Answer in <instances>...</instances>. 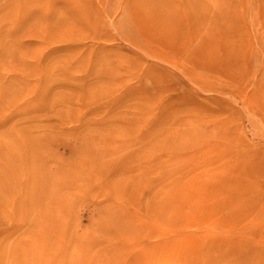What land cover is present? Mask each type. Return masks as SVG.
I'll list each match as a JSON object with an SVG mask.
<instances>
[{"label":"rangeland","instance_id":"374dc122","mask_svg":"<svg viewBox=\"0 0 264 264\" xmlns=\"http://www.w3.org/2000/svg\"><path fill=\"white\" fill-rule=\"evenodd\" d=\"M157 202L195 212L165 264L226 203L264 264V0H0V264H95Z\"/></svg>","mask_w":264,"mask_h":264},{"label":"bare ground","instance_id":"6f19581e","mask_svg":"<svg viewBox=\"0 0 264 264\" xmlns=\"http://www.w3.org/2000/svg\"><path fill=\"white\" fill-rule=\"evenodd\" d=\"M158 202L157 204L148 203L147 208H144V216H141L143 218L132 215L127 209L128 204H113L109 210L112 215L107 213V217L104 216L106 221L101 219L105 222L104 239L100 237L104 243L103 246L97 244V247L100 246L102 249L95 264H165L164 260L167 261L172 254L171 250L177 244L174 236L177 230L174 220L194 216L195 212H190L191 208L185 210L183 207L178 210L174 205L168 207L163 202ZM195 206V210H198L201 215H207L203 216L204 218L214 219L213 216H208L213 215L211 210H207L209 208L205 209L206 207L203 208L198 204ZM242 206L226 203L221 208V218H224L227 224L223 226L225 234L220 238L212 241L208 231L204 229L201 233L199 230L202 237L201 251L192 260L188 258L189 264H245L244 227L233 228L230 224L233 219L244 224ZM204 224L207 223L204 222Z\"/></svg>","mask_w":264,"mask_h":264}]
</instances>
